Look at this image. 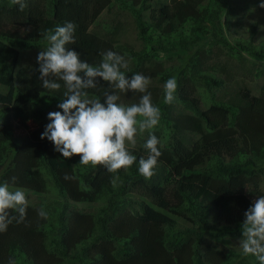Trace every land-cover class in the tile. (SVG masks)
<instances>
[{
    "label": "trees",
    "instance_id": "obj_1",
    "mask_svg": "<svg viewBox=\"0 0 264 264\" xmlns=\"http://www.w3.org/2000/svg\"><path fill=\"white\" fill-rule=\"evenodd\" d=\"M244 1L25 0L20 11L13 0H0V184L15 177L14 187L56 195L28 203L25 221L0 232V264L10 257L16 264H260L243 252L232 258L207 236L242 235L244 213L255 200L251 192L264 176V84L255 94L247 76L217 71L212 61L222 46L264 66V46L232 42L226 33ZM113 6L130 10L139 49L118 40V25L103 35L90 30ZM67 22L78 27L75 43L66 47L81 60L98 65L101 53L112 50L128 60L126 76L140 73L158 83L148 91L161 109L160 122L144 131L140 144H127L137 159L117 173L83 165L80 156L64 158L41 139L48 113L62 111L64 88L42 87L37 59L31 72L17 67L20 50H45L44 34ZM173 76L176 99L166 104L164 86ZM102 83L89 90L91 97L102 99ZM139 99L121 93L120 102ZM150 134L163 145L162 156L145 178L139 159L149 154ZM70 201L101 204L86 211ZM41 208L47 219L38 216Z\"/></svg>",
    "mask_w": 264,
    "mask_h": 264
},
{
    "label": "clouds",
    "instance_id": "obj_2",
    "mask_svg": "<svg viewBox=\"0 0 264 264\" xmlns=\"http://www.w3.org/2000/svg\"><path fill=\"white\" fill-rule=\"evenodd\" d=\"M23 11L25 0H13ZM264 8V3L260 4ZM78 26L67 22L57 26L54 33L49 30L44 34L48 42L36 59L39 64L38 79L42 87L49 91H59L63 86V99L57 105L62 111L48 113L51 121L46 125L41 139H48L55 145V150L64 158L80 156L83 165H103L110 173L130 168L137 157L130 154L127 144L135 146L137 132L156 127L161 119V109L153 103L152 93L148 91L150 77L140 73L129 76L125 70L129 62L117 52L108 50L101 53L103 59L98 65L81 60V53L66 46L75 43ZM62 82V83H61ZM102 82L107 83L102 92V99L93 98L90 89H97ZM105 85V84H104ZM178 83L173 76L164 86V103L171 104L176 99ZM129 91L140 94L138 103L125 105L121 103V93ZM160 140L155 134L145 144L149 154L139 159V173L151 178L162 152ZM66 180L75 179L65 174ZM7 181L0 184V232L16 221L23 223L26 218L27 204L25 192L14 188ZM117 178L111 183L116 185ZM14 210L18 215H13ZM48 213L41 208L38 216L47 219ZM242 222V239L238 247L244 255H253L264 264V195L258 196L244 213ZM182 221V220H181ZM8 264H16L9 258Z\"/></svg>",
    "mask_w": 264,
    "mask_h": 264
},
{
    "label": "rangeland",
    "instance_id": "obj_3",
    "mask_svg": "<svg viewBox=\"0 0 264 264\" xmlns=\"http://www.w3.org/2000/svg\"><path fill=\"white\" fill-rule=\"evenodd\" d=\"M168 1V0H166ZM253 4H249L248 0H245L243 3V7H237L235 16L236 25L232 28H229L226 33L229 39L233 42L235 40H245L251 41L257 47L264 46V8L260 7L261 3H264V0H251ZM148 13V11H146ZM148 15V14H147ZM115 25H118L117 30V38L120 42L125 43L127 45L132 46L134 49H139L142 46V42L138 37L137 28L134 21V17L132 16L130 10L128 9H119L118 7H111V9H105L101 15L97 18V20L91 25L90 30L97 32L101 35L109 32L110 29L114 28ZM39 49L34 47L30 49L20 50L19 58L17 61V67H24L27 72H31L34 67V63L36 60V56L38 54ZM215 53L217 56H214L212 61L214 62L215 70L225 69L230 73H233L239 76L246 77L249 80L253 87V92L255 94H260L262 85L264 84V73L262 75H256L258 68L262 69V63L252 61L246 53H242L240 58L231 55L228 52L226 47L218 46L215 48ZM216 71V72H217ZM264 71V69H263ZM222 71H220L221 73ZM247 72H250L247 74ZM215 73V72H214ZM224 74L221 73V76ZM158 84L156 81H150L149 85ZM0 87V91H1ZM133 92L129 91L125 94H132ZM93 98H96L92 96ZM99 99V98H97ZM202 100V106H205ZM146 132H137L135 137L136 144H140V140L144 138ZM197 138V134L194 135ZM129 145H131L129 143ZM19 188V187H14ZM25 192L26 199L28 203L35 204L48 196L55 197V192L52 190L50 193H37L35 191L19 188ZM251 195L254 199H257L258 196L264 195V176L262 181L259 183L256 189H253ZM72 202L70 201V204ZM74 206L86 210L91 211L96 208L101 202L95 203H84V202H75L72 203ZM209 241L216 245V247L224 248L225 250H229L232 253V258L234 255L240 254L242 250L238 247L239 240L242 239V235L236 236H227L222 238H216L213 236H209ZM255 256L250 257L251 263L256 261Z\"/></svg>",
    "mask_w": 264,
    "mask_h": 264
}]
</instances>
